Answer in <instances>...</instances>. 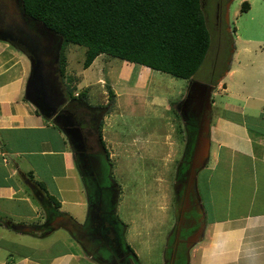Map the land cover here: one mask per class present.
Listing matches in <instances>:
<instances>
[{
  "label": "crops",
  "instance_id": "obj_1",
  "mask_svg": "<svg viewBox=\"0 0 264 264\" xmlns=\"http://www.w3.org/2000/svg\"><path fill=\"white\" fill-rule=\"evenodd\" d=\"M215 2L229 15L233 41L229 67L219 82L230 98L221 105L211 95L212 110L219 106L221 112L215 136L209 132L210 169L223 176L214 168L223 165L230 178L218 187L221 203L214 202L209 178L204 181L208 208L198 197L205 228L189 264H264V0ZM244 2L248 9L242 11ZM30 69L28 55L0 39V264H70L72 253L65 250L50 260L42 251L34 255L35 242L25 240L52 233L43 228L51 203L47 193L60 202L62 212L64 193L73 196L72 204L88 206L67 135L25 97ZM233 170L239 177L232 176Z\"/></svg>",
  "mask_w": 264,
  "mask_h": 264
},
{
  "label": "rangeland",
  "instance_id": "obj_2",
  "mask_svg": "<svg viewBox=\"0 0 264 264\" xmlns=\"http://www.w3.org/2000/svg\"><path fill=\"white\" fill-rule=\"evenodd\" d=\"M203 1L211 33V47L203 65L190 79L176 77L109 54H100L86 68L85 45L68 42L61 50L67 62L65 77L61 78L65 93H68V85L76 97H81L78 94L87 91L88 104L108 106L109 87L116 90V102L113 107H108V113L102 122L103 140L110 152V159L104 152L92 157L98 167L96 175L103 179L104 185L111 186L113 182H118L122 187V200L118 204L117 215L127 223V241L138 253L142 264L164 262L165 242L173 222L175 167L186 150V123L181 118L178 106L188 95L192 80L214 84L213 98L218 104L222 105L230 98L222 92V86H219L220 79L229 67L232 52L233 37L227 21L229 15L226 18L224 7L217 10L215 0ZM244 99L242 97L241 101L244 102ZM220 112L219 106L213 107L210 123L212 136H215L216 118ZM93 141L96 142V139ZM213 158L211 155L196 175L197 191L206 208L209 186L204 181L209 178L214 190V202L221 203L222 188L218 187L224 186L230 178V174H227L229 169L223 165L214 167L215 170H221L223 176L219 175L220 177L217 171L210 169L214 166ZM237 172L238 170H233L232 176L239 177ZM219 179L221 184H218ZM89 187L93 195L92 182H89ZM64 197L66 203L63 210L75 221L84 222L88 206L72 204L73 196L68 193H64ZM218 212H222L220 208ZM90 222L91 220L87 224ZM69 236L67 231L59 229L43 239L25 240L35 242L34 255L37 251H42L51 260L65 250L68 253L77 252L70 246L73 241ZM17 251L23 253L24 249L18 248ZM66 259L68 257L62 258ZM189 263L190 259L186 264ZM70 264L92 263L74 257Z\"/></svg>",
  "mask_w": 264,
  "mask_h": 264
},
{
  "label": "flooded vegetation",
  "instance_id": "obj_3",
  "mask_svg": "<svg viewBox=\"0 0 264 264\" xmlns=\"http://www.w3.org/2000/svg\"><path fill=\"white\" fill-rule=\"evenodd\" d=\"M0 11L6 19L15 17L18 12L17 0H0ZM209 85L215 87L214 84ZM67 96V102L58 110V117L69 132L77 172L87 196L88 211L85 221L80 222L68 213L59 211L53 203H48V217L43 228L46 227L47 233L53 232L56 227L67 231L73 241L70 246L77 251L72 254L84 262L142 264L138 253L127 241V223L117 215L122 187L118 182H113L111 186L104 185L103 179L96 175L98 167L92 157L104 152L110 159V152L99 135L109 106H93L73 94L67 93ZM208 106L205 89L192 80L188 95L178 106L181 118L186 123V150L175 167L173 222L165 242L162 264H186L195 245L193 239L205 227L196 177L192 173L191 146L203 116L212 112ZM89 182L94 185L93 195ZM89 220L91 222L87 224Z\"/></svg>",
  "mask_w": 264,
  "mask_h": 264
},
{
  "label": "trees",
  "instance_id": "obj_4",
  "mask_svg": "<svg viewBox=\"0 0 264 264\" xmlns=\"http://www.w3.org/2000/svg\"><path fill=\"white\" fill-rule=\"evenodd\" d=\"M203 2L22 0L28 15L64 37L62 48L68 42L87 47L84 61L86 68L100 54H109L186 79L192 78L201 68L211 47V33ZM247 9L248 3L244 2L242 11ZM59 68L64 78L67 62L61 51ZM67 89L69 94L74 95L68 85ZM108 92V106L113 107L116 93L111 87ZM80 95L77 98L88 103L87 91ZM99 133L100 140L105 144L102 129ZM34 182L46 192L43 183ZM47 196L57 208L61 206L52 195L47 193Z\"/></svg>",
  "mask_w": 264,
  "mask_h": 264
},
{
  "label": "water",
  "instance_id": "obj_5",
  "mask_svg": "<svg viewBox=\"0 0 264 264\" xmlns=\"http://www.w3.org/2000/svg\"><path fill=\"white\" fill-rule=\"evenodd\" d=\"M17 4L18 12L15 17L6 19L0 11V39L9 41L28 55L31 69L25 85V97L41 115L60 127L70 141L69 132L58 117L59 108L68 100L59 68L64 37L42 21L28 15L22 0H17ZM198 84L205 89L206 103L212 109L211 95L214 87L201 82ZM210 123L211 114H205L191 146L192 173L195 177L210 158ZM204 228L196 234L194 243L200 240Z\"/></svg>",
  "mask_w": 264,
  "mask_h": 264
}]
</instances>
